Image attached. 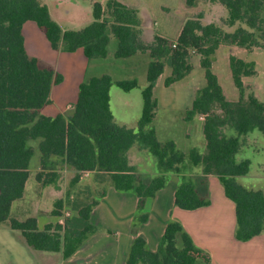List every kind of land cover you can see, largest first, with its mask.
<instances>
[{"label":"trees","instance_id":"16d2710c","mask_svg":"<svg viewBox=\"0 0 264 264\" xmlns=\"http://www.w3.org/2000/svg\"><path fill=\"white\" fill-rule=\"evenodd\" d=\"M203 0H185L193 7ZM221 4L226 10L225 26L238 24L232 31L222 25L204 24L202 13L187 18L171 45L167 39L155 35L150 44L139 38L141 18L137 10L117 0H107L104 8L93 2V21L83 28L65 29L51 18L40 0H0V224L8 219L11 202L22 196L28 177L32 155L29 141L39 138L41 165H50L51 156L79 171H96L108 175L111 185L119 191L132 192L137 198L133 217V241L126 264H198L194 246L181 224L170 219L159 240L156 252L147 249L145 240L137 234V226L148 218L145 201L153 198L165 184L168 172L178 173L174 194L175 206L193 210L209 205L205 176H217L224 194L234 203V237L247 241L264 233V193L247 189L236 181L237 176L248 173L250 161H236L235 155L244 146L242 136L257 130L264 134V101L253 93L244 97L242 77L256 73L254 62L229 57L232 81L239 90L236 102L226 100L216 76L211 71V56L220 44L236 45L247 50L264 48V0H209ZM106 12H105V10ZM31 20L42 30L53 49L65 52L82 48L87 60L103 58L107 52L109 34L117 40L114 56L129 57L136 52H148L151 58L146 69V86L141 90L142 107L136 128L116 124L109 107V89L112 80L107 74H86L78 86L77 100L72 114L53 117L39 113L50 102L52 83L62 76L29 56L23 45L21 26ZM200 56V67L205 84L200 88L185 111V119L203 115L204 153L191 149L185 154L174 141L160 142L155 130L149 127L156 107L153 87L163 69L170 75L164 86L183 79L191 70L190 51ZM115 85L128 92L137 87L135 79L119 80ZM217 107L221 113L214 112ZM226 130L234 134L226 135ZM241 137V138H240ZM138 145L146 149L156 162L159 176L143 182L127 162L128 149ZM186 158L192 167H200L202 180L198 183L182 173ZM55 163V161H52ZM181 166V167H180ZM78 174L74 176L77 180ZM58 201V206H60ZM96 204L80 207L77 215L66 218L63 225L50 224L38 230L34 218L24 221L8 219L9 226L21 231L26 243L34 249L61 251L63 258L71 256L98 228L90 222V212ZM53 214H58L53 211ZM179 235L182 245L165 250L164 245ZM203 264H211L206 253Z\"/></svg>","mask_w":264,"mask_h":264},{"label":"crops","instance_id":"0c3cea01","mask_svg":"<svg viewBox=\"0 0 264 264\" xmlns=\"http://www.w3.org/2000/svg\"><path fill=\"white\" fill-rule=\"evenodd\" d=\"M40 1L45 4L51 18L62 30H77L93 21L92 3L98 2L104 8L107 0ZM117 1L137 10L141 18L139 38L144 44H150L155 35L161 36L169 42H174L184 21L193 16L189 12L202 2L199 1L193 7H187L185 0H182L180 6L176 4V0H168L167 2L172 3L175 8V11L171 10L169 13L182 15L183 17V21H180L177 27L171 31L172 23L168 20L170 18L169 14L164 11L163 7H158L156 13L159 14L155 15L154 19L151 16L147 17L148 12L145 10L148 4L147 0ZM214 4L220 8L221 17L210 20L204 12L201 21L204 24L222 25L223 29L229 32L234 30L238 24L236 23L230 27L223 25L222 20L226 18V10L219 3L214 2ZM161 18H166L164 19L165 24L162 26ZM152 19L155 21L152 22ZM21 33L26 53L29 56L36 57L62 76L59 83H52L49 90L50 102L39 110L40 114L50 117L62 114L67 120L72 114L77 100L78 86L85 75L91 71V75L94 76L107 74L111 77L113 84L109 89V107L114 122L127 128L134 129L136 127L140 115L138 118L133 119L128 117V109L131 108L128 100L122 97L123 95H120L122 97L121 102L115 103L117 112H114L112 95H119V93L112 90V88L117 87L115 85L116 81L135 79L137 87L128 92L123 90L122 92L129 95L134 90H138L141 97V90L147 84V65L151 60L148 52H136L129 57L117 58L114 56L117 40L112 34H109L105 57L87 60L82 48H77L72 52L53 49L42 30L31 20H26L22 24ZM260 49L262 51H256L253 48L247 50L236 45L220 44L215 50L211 56V71L216 76L226 100L236 102L239 99V90L232 81L229 67V57L234 56L246 62H254L256 73L251 76H243V86L245 90H250L257 100L264 101V76L261 75V72H264V62L261 59L264 48ZM191 51L189 53L191 70L183 79L169 86H164V79L170 75L168 67L163 69L162 74L164 73V77L161 74L157 78L152 90L156 107L151 123L156 120L160 125L167 126L169 131L165 139L174 141L177 148L185 154L191 149H195L202 154L206 145L203 135V116L194 115L191 119L183 121L187 122L186 126H188L189 134L185 133V128L176 127L170 121V118H174L180 115L182 111L190 109L197 92L194 78L196 77L201 87L205 84L204 72L199 63L200 56L196 51ZM137 104L139 105V100H137ZM195 123L199 124V136L191 135V126ZM152 128L155 130L157 140L161 142L162 138L159 137L157 128ZM181 130L184 131L181 132ZM246 140V142H249L248 135ZM39 142V138L29 141V145L32 147V155L28 165V177L24 184L22 196L11 202L8 219L13 218L17 221H24L27 218H34L38 230H43L45 225L48 224L52 226L51 229L53 230L55 224L63 225L66 218L77 215V212L69 215L68 212L64 211L62 177L64 179L73 178L78 174V179L81 180L84 177L82 173L84 171L77 172L73 167L65 164L60 157L56 156H51L48 160L56 162L52 167L42 166L40 162L41 153L38 149ZM240 150L239 152H241ZM256 153L258 154V152ZM147 155L151 164L149 169L135 172L137 174L143 173L149 179L161 175L155 160L151 159L149 153ZM127 156L129 158V154ZM258 157H255L256 160L253 164L256 168L254 169L255 172L259 168L261 170L264 168V161H260ZM243 159H248L252 163L250 158L245 156L239 160ZM136 162H140V157ZM184 164L189 165L187 158ZM130 165L132 166V164ZM140 167L141 164L138 163L137 168ZM48 171L57 173L53 176L52 181H44V175L42 176V174H46ZM194 174L202 176L200 169L192 175ZM251 174L249 170L247 174L242 176L243 178H251L246 179V182L245 179H243V182L241 181V176H237L236 181L247 189L263 190V186L256 181L258 179L253 180L255 177H250ZM164 175L166 176L164 186L156 191L153 198L145 201L148 212L147 221L137 226V234L143 237L147 249L152 252L157 251L159 240L165 233L167 223L170 219H173L181 224L194 246L208 255L211 264H264V233L247 241H239L234 237V203L225 196L223 186L217 176L213 174L205 176V188L209 205L193 210H185L174 204L177 176L180 174L168 172ZM261 181H263V178H261ZM58 201L61 202L60 206L57 204ZM137 202L138 198L134 193L116 190L109 182L90 212V222L98 230L88 236L85 242L68 258H63L61 251L32 248L26 243L20 230L9 226V220L7 219L0 224V264H126L134 237L132 225ZM53 211H57L58 214H53ZM176 238H179V235H176Z\"/></svg>","mask_w":264,"mask_h":264},{"label":"rangeland","instance_id":"374dc122","mask_svg":"<svg viewBox=\"0 0 264 264\" xmlns=\"http://www.w3.org/2000/svg\"><path fill=\"white\" fill-rule=\"evenodd\" d=\"M168 0H147V6L145 7V10L148 12L147 13V17L151 16V18L155 19V15L159 14L156 13V10L158 9V7H163L165 12H168V16L170 18H168V20H170V23H172L171 25V31L174 30L177 25L180 23V21H183V17L182 15H175L172 13H169L171 10L175 11L174 5L170 2H167ZM175 1V0H174ZM155 2V3H154ZM182 0H176V4H181ZM184 3V2H183ZM105 10V9H104ZM106 12V10H105ZM206 12L207 14V18H209L210 20H216L218 17H221L222 12L220 11V8H218L217 5L214 4V2H211L209 0H203L202 2H200V4H198L194 9L191 10V12H189L190 14H193V16H195L197 13H203ZM187 13V12H186ZM166 18H161V26L163 24H165V20ZM153 20V19H152ZM172 20V21H171ZM155 20H153L152 22H154ZM208 21V19H207ZM204 23V22H202ZM256 51H262L260 48H253ZM193 52V51H191ZM262 62H264V54H262L261 56ZM91 71L88 73V75H91ZM261 75L264 76V72H261ZM162 76L164 77V73L162 74ZM195 77V76H194ZM260 79V78H258ZM195 80V87H196V91H198L200 88H202L199 85L198 80L196 79V77L194 78ZM139 81V79H138ZM144 84V83H143ZM140 85V84H139ZM112 90L117 91V93H119V95H112V103H113V110L116 113V109H115V103L118 104L119 102H121V98L123 97L124 99H127L130 105L131 109H128V117L133 118H138V116L140 115V110H141V97L140 94L138 92V90H134L131 94L129 95H125L121 89H119L118 87H113ZM246 92L244 93V95H249L250 90H245ZM197 93V92H196ZM120 95H123L122 97ZM245 96V97H246ZM137 100H139V105L137 104ZM214 112L216 113H221V111L215 107L214 108ZM203 116V115H202ZM204 119V117H203ZM185 111H182L180 115L175 116L174 118H170V121H172L174 123V125H176V127H182L183 129L185 128V133L189 134V130H188V126H186L187 122H183L185 121ZM149 126L157 128L158 130V134L159 137L162 138L161 142H164V140H166V134L168 133L169 129L167 128V126L164 125H160L158 121L155 120V122L149 124ZM136 128V127H135ZM134 128V129H135ZM184 130H181V132ZM180 132V133H181ZM200 133V129H199V124L195 123L191 126V135H198L199 136ZM234 134L233 130H226V135H232ZM247 135L249 136V142H246V137ZM197 137V136H196ZM245 139V144L244 146L240 147V151H238V153L235 155V159L236 161H238L241 157H248L250 158L251 162L250 163V173H252L250 175V177H255V179L253 178V180L258 181V184H261L264 188V168L261 170L260 168L258 169L257 172H255L254 169H256L254 167V162H255V157L259 156L258 159L260 161H264V134H262L261 132L254 130L248 134H246L245 136H242ZM241 138V137H240ZM130 151L128 153H126V156L129 154V158L127 156V162L128 164H132V166L134 167V170L136 172L140 171L142 172L145 170H148L150 167V158L148 157V153L146 149H142L140 146L138 145H133L130 147ZM252 151V152H251ZM255 152H258V154ZM151 159H154V157L149 154ZM257 155V156H256ZM138 157H140V162H136ZM155 160V159H154ZM56 163V162H55ZM53 162L50 163V165H48L49 167L53 164H55ZM141 164L140 168H137V165ZM59 164V163H57ZM129 164V165H130ZM181 167V166H180ZM151 169V168H150ZM200 169V167H192L190 164H184L181 167V171H183L182 173H184V175H186L187 177H191L193 180H195L196 183L200 182L202 180V176H197V175H192L193 173H195L196 171H198ZM262 171V172H261ZM82 172V171H81ZM135 173L136 177H138V179H140L143 182H147L149 181V178L146 177L145 174L143 173ZM84 177L81 180H76L74 177L73 178H66L64 179L62 177V184H63V208L65 212H68L69 215H72V213L77 212V210L80 207L83 206H88L91 205L94 201H96L99 196L102 194L105 186L107 184H109L110 180L108 175L104 174V173H99L96 171H84L82 172ZM81 173V174H82ZM42 174V173H41ZM57 173L54 172H50L48 171L46 174H42V176L44 175V181H52L53 180V176L56 175ZM60 174V173H59ZM261 178H263V181H261ZM241 181L243 182V179H251V178H243L242 176L240 177ZM264 193V189L261 190ZM56 205V203H55ZM54 231V229H53ZM180 238V236H179ZM173 238L170 239L169 244H165L164 245V249L165 250H173V249H178L180 248V246L182 245V240L181 238ZM195 256H197V261L198 264H203V260L202 258L205 259V255L199 251V250H195L194 251Z\"/></svg>","mask_w":264,"mask_h":264},{"label":"built area","instance_id":"2783aa9c","mask_svg":"<svg viewBox=\"0 0 264 264\" xmlns=\"http://www.w3.org/2000/svg\"><path fill=\"white\" fill-rule=\"evenodd\" d=\"M171 45H172V46H174V43H173V42H171Z\"/></svg>","mask_w":264,"mask_h":264}]
</instances>
